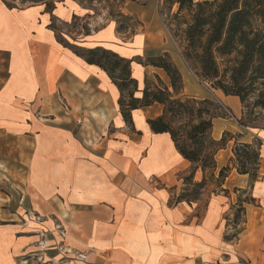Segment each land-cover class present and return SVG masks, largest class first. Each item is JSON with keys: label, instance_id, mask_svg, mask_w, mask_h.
Segmentation results:
<instances>
[{"label": "crops", "instance_id": "1", "mask_svg": "<svg viewBox=\"0 0 264 264\" xmlns=\"http://www.w3.org/2000/svg\"><path fill=\"white\" fill-rule=\"evenodd\" d=\"M144 1L139 5L129 0L123 11L137 16L141 28V22L161 3ZM57 3L47 11L42 3L10 7L0 0V102L8 96L28 94L35 97L39 111L51 117L46 123L51 141L49 161L41 154L49 164L43 163L36 171L40 178L31 184L28 198L59 215L67 213L63 216L66 248L70 253H82L85 263L70 260L62 264H139L140 250L150 246L161 247L162 254L168 255L161 264H264V127L242 126L238 97L216 89L211 94L203 91L183 58L178 60L167 46H155L152 40L157 37L150 36L149 30L121 33L111 20L82 35L79 45L66 41L83 49L100 46L131 60L137 98L146 80L158 76L169 84L162 69L138 59L169 53L182 76L181 95L216 99L231 111V116L213 119L212 137L219 139L227 132L236 135L238 142L258 143V177L252 185L247 174L232 168L220 189L207 198L200 217L188 222L193 202L171 203L170 188L181 181L180 175L191 164L180 156L168 134L154 133L148 124V119L162 114V105L155 102L131 110L132 123L127 124L118 106V88L107 73L60 43L50 27V16L60 12ZM73 6L74 1V10ZM169 38L167 45L177 47L170 33ZM59 97L69 105L67 111ZM21 112L19 109V122L22 115L25 121V110ZM233 142L229 140L217 152L218 166L232 156ZM195 176H201L199 169ZM246 189L253 202H243L242 228L228 239L224 216L236 206V193ZM39 228L31 225V232L12 238L8 250H14L15 264V255L22 252L31 264H37L33 261L40 255L51 260L48 264H60L55 263L61 258L57 237L45 238ZM8 236L11 240L10 233ZM146 262L154 264V258Z\"/></svg>", "mask_w": 264, "mask_h": 264}, {"label": "trees", "instance_id": "2", "mask_svg": "<svg viewBox=\"0 0 264 264\" xmlns=\"http://www.w3.org/2000/svg\"><path fill=\"white\" fill-rule=\"evenodd\" d=\"M4 1L15 7L12 2ZM40 3L45 4L47 10L54 8L53 1L41 0ZM160 5L169 14L159 7L163 22L196 78L224 95L238 97L241 108L250 106L264 110V0H161ZM118 18L115 20L118 32H134L136 24L129 23L131 16L119 15ZM136 23L139 24L138 21ZM50 27L60 43L69 46L88 64H94L107 73L118 88V106L127 124L132 123L131 110L155 102L162 105V114L148 119V124L154 133L170 136L177 152L191 164L189 178L198 169L202 173L205 169H216L215 154L225 147L224 137L230 133L214 139L211 135L213 119L228 117L232 113L216 99L181 95L182 76L169 53L138 59L141 64L162 69L169 84L165 85L158 76L155 80H146L141 97L137 98L134 96L137 83L130 73L131 60L100 46L88 49L72 47L53 25ZM238 122L246 126L241 119ZM230 137L227 141L234 139V142L229 161L234 160V166L220 167L218 177L225 179L235 168L237 173L248 175L251 186L258 177V143L238 142L232 134ZM249 151L256 161L252 171L246 167ZM201 182L195 184L199 186ZM219 183L221 186L223 181ZM243 202H253V199L249 197L239 201L244 210ZM240 230L226 238L236 237Z\"/></svg>", "mask_w": 264, "mask_h": 264}, {"label": "rangeland", "instance_id": "3", "mask_svg": "<svg viewBox=\"0 0 264 264\" xmlns=\"http://www.w3.org/2000/svg\"><path fill=\"white\" fill-rule=\"evenodd\" d=\"M6 1L12 2L15 6L20 7L32 4V2L40 3L41 0H24V2H22L23 0ZM50 1H53L54 7L57 2H62L57 3L60 12L52 13L49 24L55 27V30L61 35L64 41L79 45L82 41L81 36L85 34L86 30L90 32L100 28L111 20L119 19V15L131 16L132 19L129 23L133 25L136 24L134 29L151 31L150 36L156 35L158 38L152 40L156 43L155 46H167L168 49L174 52L178 60L181 59L177 47L174 44L167 45L166 43L170 38L165 24L161 21L159 3L156 9L146 16L145 23L141 22V28L139 24L136 23L137 21L140 22L137 16L134 17L133 15L124 14L123 12L125 4L129 0H93L91 2H89V0ZM73 1L75 3V7L73 6L74 10L71 8ZM131 1L139 5L145 3L144 0ZM66 4H68L69 7H67ZM161 7L164 12L168 14V11L165 10L163 5ZM62 11H67L65 16L61 14ZM60 17H64L65 20H62ZM148 24L150 25L149 29ZM198 86L205 92L210 94L214 93L212 90L213 88H210L207 84L199 80ZM59 99L62 108L67 111L69 105L63 97H59ZM251 101L252 99H249V102ZM19 109H21L22 112L25 110V112H23L25 113V121L23 115L20 118L21 122L18 121ZM13 117H16V119L14 120ZM50 118L49 115H43L39 111L35 97L28 94L25 96H8L6 101L3 103L0 102V264H15L13 257L14 250L12 248L10 250L11 252L8 250L9 243H11L15 235L23 236L31 232L32 229H28L31 225L40 227L38 231L44 233L45 238L50 236L57 237L55 244L61 258L55 263L62 264L70 260L85 263V256H83L82 253H70V250L68 251L66 248L67 226L63 222V216H66L67 213L63 212L59 215L56 210L47 208L43 204L38 203V205L35 203L37 204L36 206L34 203H31L28 198V191H31V184L34 183L36 179L39 180L40 178L36 171L38 169L41 170L44 166L43 163L46 164L50 159L51 141L46 135L48 130V124L46 123H50ZM238 119H241L242 122L246 124L244 127H264V110L252 108L250 106L241 108V115ZM230 135L224 137V144H227L226 141L228 138H231ZM234 136L236 137V135ZM42 152L46 154L48 161L41 157ZM249 157L250 158L247 159L246 162V167L252 171L251 169L254 167V162L256 161L251 151H249ZM47 164H49V162ZM224 165L234 166V160H228ZM222 166H218L216 163L215 170L205 169L203 173L201 172V176H195L194 173L193 177L189 178L192 170V167H190L184 174L180 175L181 181L170 188L171 203L176 202L178 199L180 200V198L187 202H193V211L190 214L192 219L188 217V222L193 221L196 217H200V214L205 209L207 198L220 189L219 182H224L225 180L224 178L218 177L219 168ZM198 182H201V185L198 186L195 184ZM248 198L249 193L247 189L236 193V206L224 216V231L228 236L236 234L239 229L242 228L244 210L240 207L239 201ZM9 233L11 234V240H9ZM173 243L174 242L170 243L171 247L174 246ZM188 246L190 247L189 244ZM163 251L164 250L158 246H155V248L150 246L147 247V249L140 250L141 257H139V259H141V261L139 264H147L148 262H146V260H152V258H154V264H161L168 258V255L165 256L162 254ZM25 256L26 253L24 252L15 255L17 264H31L30 259H25ZM36 258L37 260L33 262L36 261L38 262L37 264H48L51 262L46 255L36 256ZM40 259L42 260L40 261Z\"/></svg>", "mask_w": 264, "mask_h": 264}, {"label": "bare ground", "instance_id": "4", "mask_svg": "<svg viewBox=\"0 0 264 264\" xmlns=\"http://www.w3.org/2000/svg\"><path fill=\"white\" fill-rule=\"evenodd\" d=\"M161 6V5H160Z\"/></svg>", "mask_w": 264, "mask_h": 264}]
</instances>
